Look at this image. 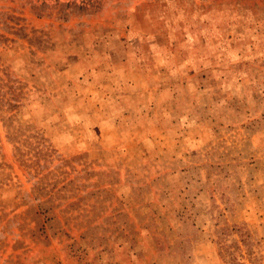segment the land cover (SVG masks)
<instances>
[{
    "label": "rangeland",
    "instance_id": "374dc122",
    "mask_svg": "<svg viewBox=\"0 0 264 264\" xmlns=\"http://www.w3.org/2000/svg\"><path fill=\"white\" fill-rule=\"evenodd\" d=\"M0 264H264V0H0Z\"/></svg>",
    "mask_w": 264,
    "mask_h": 264
}]
</instances>
